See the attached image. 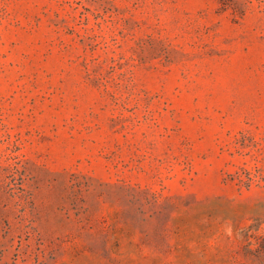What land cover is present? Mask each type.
<instances>
[{
	"label": "rangeland",
	"instance_id": "374dc122",
	"mask_svg": "<svg viewBox=\"0 0 264 264\" xmlns=\"http://www.w3.org/2000/svg\"><path fill=\"white\" fill-rule=\"evenodd\" d=\"M0 264H264V0H0Z\"/></svg>",
	"mask_w": 264,
	"mask_h": 264
}]
</instances>
